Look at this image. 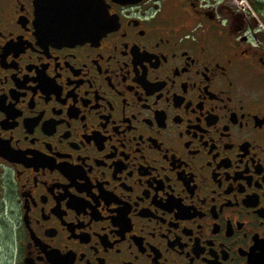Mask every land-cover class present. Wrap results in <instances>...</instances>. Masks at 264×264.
<instances>
[{
	"label": "flooded vegetation",
	"instance_id": "af4514ba",
	"mask_svg": "<svg viewBox=\"0 0 264 264\" xmlns=\"http://www.w3.org/2000/svg\"><path fill=\"white\" fill-rule=\"evenodd\" d=\"M105 1L0 0V264H264V0Z\"/></svg>",
	"mask_w": 264,
	"mask_h": 264
},
{
	"label": "snow or ice",
	"instance_id": "6c2138e0",
	"mask_svg": "<svg viewBox=\"0 0 264 264\" xmlns=\"http://www.w3.org/2000/svg\"><path fill=\"white\" fill-rule=\"evenodd\" d=\"M61 4L81 9L59 20L63 31L61 35H69L76 38L92 39L106 34L112 22V16L108 7L101 9L98 0H44V5ZM41 26L47 28L49 20L47 16H41ZM264 244V241L261 242Z\"/></svg>",
	"mask_w": 264,
	"mask_h": 264
},
{
	"label": "water",
	"instance_id": "95a60500",
	"mask_svg": "<svg viewBox=\"0 0 264 264\" xmlns=\"http://www.w3.org/2000/svg\"><path fill=\"white\" fill-rule=\"evenodd\" d=\"M122 4H131L136 3L139 0H113ZM38 21L40 25V29L44 30V35L49 37L50 39L54 40H61V41H71V40H83L82 38H76L69 35H61L60 33L63 31L62 27L58 23L59 20L67 15H70L74 12L81 11V9L70 7L67 5H61V4H49L47 6L44 5V0H38ZM98 6L103 9L105 6H107V3L105 0H98ZM109 12V11H108ZM41 16H47L49 20V24L47 28L41 26L40 24V18ZM110 27V26H109ZM108 27V29H109ZM107 29V30H108Z\"/></svg>",
	"mask_w": 264,
	"mask_h": 264
}]
</instances>
